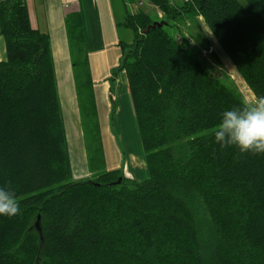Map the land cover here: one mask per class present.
<instances>
[{
  "label": "trees",
  "instance_id": "1",
  "mask_svg": "<svg viewBox=\"0 0 264 264\" xmlns=\"http://www.w3.org/2000/svg\"><path fill=\"white\" fill-rule=\"evenodd\" d=\"M148 1L163 24L151 27L143 10L126 14L118 25L133 36L120 41L114 70L125 73L148 171L137 181L106 170L102 146L100 167L89 160L94 173L73 178L49 37L31 26L24 0H0V186L20 209L0 215V264H264V153L221 148L213 135L245 99L166 30L202 17L256 99L264 0ZM77 17L66 15L80 54L71 65L81 110L94 118L78 84L89 70Z\"/></svg>",
  "mask_w": 264,
  "mask_h": 264
},
{
  "label": "crops",
  "instance_id": "2",
  "mask_svg": "<svg viewBox=\"0 0 264 264\" xmlns=\"http://www.w3.org/2000/svg\"><path fill=\"white\" fill-rule=\"evenodd\" d=\"M24 1L31 26L46 33L49 37L57 92L61 94L63 101L68 103L71 110L81 118L82 110L77 81L71 65L73 58L66 26L67 14L78 16V21L81 24L84 57L89 70L88 79L84 73L78 84L83 87V92H86L82 93L84 98L88 96L89 89L90 97L87 102L94 103L96 114L94 125L99 127L105 169L112 170L123 167L127 162L124 154H121L120 149L117 148L119 145L117 136L111 131L110 126H114L116 122L114 114L117 117V123L118 121L122 123L130 117L132 108L125 73L123 70L118 72H114V70L117 69L122 55L120 41L130 43L132 38L127 37L126 40L121 35V26L118 25L119 20L116 14L117 6L113 0ZM119 5L124 16L132 13L128 12V7H135L134 1L126 3L125 0H121ZM198 19L199 17L196 22L199 25ZM5 59V41L0 33V61ZM88 112L91 114L93 110L88 108ZM82 135L79 133V136ZM127 159L131 160V165L137 170L142 169L140 158L136 155L132 156L134 161L130 158V154L127 155ZM126 172L129 177L123 171L124 176L131 178L128 167ZM88 173L90 174V172Z\"/></svg>",
  "mask_w": 264,
  "mask_h": 264
},
{
  "label": "rangeland",
  "instance_id": "3",
  "mask_svg": "<svg viewBox=\"0 0 264 264\" xmlns=\"http://www.w3.org/2000/svg\"><path fill=\"white\" fill-rule=\"evenodd\" d=\"M115 5L117 6L116 14L119 22L124 20V13L121 9L119 3L121 0H113ZM126 3H132L134 1L135 7H128V12L135 13L138 10H143L148 12L150 16L155 20H160L162 17L161 12L158 10L156 6L151 4L148 0H125ZM176 4H179L182 0H171ZM243 5H245L244 0H240ZM133 5V4H131ZM197 18L194 20L185 19L182 17L180 21L173 22L172 26H166V30L175 35L177 40L182 43L185 47H187L190 51L195 53L199 58L206 60L211 64V71L218 76H222L223 79L226 80L227 83L234 85L240 93L243 95L244 99L247 101H253L254 95H251L249 88L246 90L243 87L242 81H240V76L236 73L234 66L231 60L227 57L221 46L216 42L213 34L210 29L206 26L202 17L199 16L198 23L196 22ZM181 30V34L177 32V27ZM200 26V27H199ZM121 35L127 40V37L132 38L133 33L130 29H125L121 27ZM213 36V37H212ZM70 48L72 51V58L78 59L80 58V54L77 51L76 43L71 40ZM215 44V46H214ZM215 51L217 55L220 65L215 63L210 56V52ZM83 58V57H82ZM229 62V64L226 61ZM233 66V68L230 66ZM73 69V68H72ZM74 74V70H73ZM60 96V104L62 109V118L64 121V127L66 131V139H67V148L71 162V170L73 174V178H82L89 177L90 174L94 173L93 169L89 168V160L98 165L100 167L101 161L99 156V149L101 146L99 135L94 134L95 128L99 127L94 125L95 120L93 116L85 117V114H81V118H79L78 114L71 110L68 103L64 102L61 94ZM69 106V107H68ZM66 107V108H65ZM118 110L116 111V114ZM114 119L116 120L114 126H110L111 131L115 133L118 140L117 148L120 149L121 154H124L127 164L123 165L124 174L128 172L131 174L130 179H134L137 181H142L148 178V171L146 167V163L144 160L143 151L141 148L140 139L137 132V126L134 120L133 111L131 109L130 117L128 120H125L121 123L118 121L117 117L114 114ZM112 123V120H111ZM79 133L83 134L79 136ZM102 149V148H101ZM134 156L136 155L140 158L142 169L137 170L135 167L131 165L130 160L127 159V155ZM109 162V161H108ZM128 165V166H127ZM90 172V174L88 173ZM83 173V174H82ZM79 175H81L79 177ZM86 175V176H84ZM128 176V175H126ZM129 177V176H128ZM127 177V178H128Z\"/></svg>",
  "mask_w": 264,
  "mask_h": 264
},
{
  "label": "clouds",
  "instance_id": "4",
  "mask_svg": "<svg viewBox=\"0 0 264 264\" xmlns=\"http://www.w3.org/2000/svg\"><path fill=\"white\" fill-rule=\"evenodd\" d=\"M213 135L221 148L235 146L241 153H264V96L225 110ZM19 211L11 187L0 186V215L12 217Z\"/></svg>",
  "mask_w": 264,
  "mask_h": 264
},
{
  "label": "water",
  "instance_id": "5",
  "mask_svg": "<svg viewBox=\"0 0 264 264\" xmlns=\"http://www.w3.org/2000/svg\"><path fill=\"white\" fill-rule=\"evenodd\" d=\"M162 24H163V21H160V22H153V24L151 25V27H154V26H162ZM148 29H149V27L146 29V32L148 31ZM120 180H121V177L117 180V182H120ZM38 222V221H37ZM35 223V228L37 229V231L40 233L41 231H40V228L38 227V223Z\"/></svg>",
  "mask_w": 264,
  "mask_h": 264
},
{
  "label": "bare ground",
  "instance_id": "6",
  "mask_svg": "<svg viewBox=\"0 0 264 264\" xmlns=\"http://www.w3.org/2000/svg\"><path fill=\"white\" fill-rule=\"evenodd\" d=\"M213 37V36H212ZM217 42V41H216ZM214 46H215V44H214ZM226 61V60H225ZM228 64H229V62L228 61H226ZM230 66H231V64H230ZM232 68H233V66H231ZM235 69V68H234ZM236 71V70H235ZM236 73H237V71H236ZM240 76V75H239ZM130 158H131V156H130ZM132 159V158H131ZM133 160V159H132ZM134 160H136L135 158H134ZM133 160V161H134ZM131 161V160H130ZM137 162V161H136ZM134 164V163H133ZM136 164V163H135ZM134 167V166H133Z\"/></svg>",
  "mask_w": 264,
  "mask_h": 264
}]
</instances>
